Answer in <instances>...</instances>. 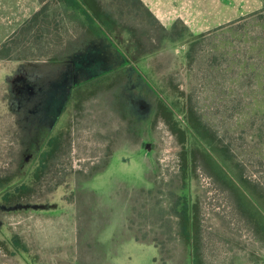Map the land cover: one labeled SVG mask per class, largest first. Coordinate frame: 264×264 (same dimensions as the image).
<instances>
[{"label":"rangeland","instance_id":"obj_1","mask_svg":"<svg viewBox=\"0 0 264 264\" xmlns=\"http://www.w3.org/2000/svg\"><path fill=\"white\" fill-rule=\"evenodd\" d=\"M101 1L133 60L56 4L0 64V179L17 176L56 125L63 135L34 197L0 198V264H17L24 249L45 252L46 264H193L172 210L183 195L198 206L203 264H264V241L186 128L193 108L235 173L264 188V0ZM121 68L74 99L81 83Z\"/></svg>","mask_w":264,"mask_h":264},{"label":"trees","instance_id":"obj_2","mask_svg":"<svg viewBox=\"0 0 264 264\" xmlns=\"http://www.w3.org/2000/svg\"><path fill=\"white\" fill-rule=\"evenodd\" d=\"M40 9L22 26L20 30L14 33L4 44L0 46V61L8 62L11 59L9 54V45L12 39L31 23L47 24L52 21L50 9L53 5L63 4L68 9L76 12L83 19V25L90 36L96 39H105L113 42L121 53L128 59L133 60L128 49L119 42L123 41L121 36L123 25L121 21L111 12L104 10L105 7L100 0H40ZM104 8V9H103ZM117 18V19H116ZM44 24V25H45ZM119 35V36H118ZM124 73L123 68L116 71H109L106 74H100L94 79L81 83L80 88L73 91L74 99L81 95L84 88L89 86H99L105 84L113 77L115 73ZM122 75V74H121ZM121 76L120 78H122ZM153 86V85H152ZM156 89V87L154 86ZM161 93L158 94L159 97ZM163 99V98H162ZM164 101L166 109V118L170 119L172 112L168 106L170 102ZM161 101V98H159ZM76 103V102H75ZM159 103V102H158ZM157 104V103H156ZM160 106H163L160 104ZM169 111V113H168ZM189 113L186 123L187 132L194 138L195 143L200 150L205 152L204 159L207 162L208 169L215 175L220 186L230 194V201L239 211L246 223L251 227L255 238L264 241V188L258 182L246 178L244 174L237 175L232 168L233 159L231 151L218 140L211 128L202 122L193 108ZM170 121V120H169ZM57 125L50 131L46 140L33 144V154L29 158L24 169L13 178L4 177L0 179V198L8 205L21 203L36 193V184L50 173L51 166L55 164L60 152L62 151V136ZM187 132L184 134L182 142L188 141ZM192 152L186 150L183 152V170L186 178L189 176V168L192 163ZM196 168V167H195ZM187 185L184 186L186 188ZM34 197V196H33ZM196 203H192L187 195L177 199L172 205V210L177 217L178 233L187 243L193 244V264H203L201 257L202 243V224L199 218V211Z\"/></svg>","mask_w":264,"mask_h":264},{"label":"crops","instance_id":"obj_3","mask_svg":"<svg viewBox=\"0 0 264 264\" xmlns=\"http://www.w3.org/2000/svg\"><path fill=\"white\" fill-rule=\"evenodd\" d=\"M40 0H0V46L14 35L40 9ZM2 64V61H0ZM40 236H44L41 234ZM16 256L17 264H32L26 255H34L32 249H24ZM45 253V252H44ZM43 251H37L36 264H46ZM40 258V260H39Z\"/></svg>","mask_w":264,"mask_h":264},{"label":"flooded vegetation","instance_id":"obj_4","mask_svg":"<svg viewBox=\"0 0 264 264\" xmlns=\"http://www.w3.org/2000/svg\"><path fill=\"white\" fill-rule=\"evenodd\" d=\"M101 1V0H100ZM102 2V1H101ZM104 9V8H103ZM104 10H106L107 11V9L105 8ZM109 11V10H108ZM117 19V18H116ZM121 23V22H120Z\"/></svg>","mask_w":264,"mask_h":264},{"label":"bare ground","instance_id":"obj_5","mask_svg":"<svg viewBox=\"0 0 264 264\" xmlns=\"http://www.w3.org/2000/svg\"><path fill=\"white\" fill-rule=\"evenodd\" d=\"M134 255H135V254H134ZM131 256H132V255H131ZM131 256H130V257H131Z\"/></svg>","mask_w":264,"mask_h":264}]
</instances>
